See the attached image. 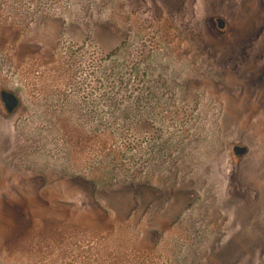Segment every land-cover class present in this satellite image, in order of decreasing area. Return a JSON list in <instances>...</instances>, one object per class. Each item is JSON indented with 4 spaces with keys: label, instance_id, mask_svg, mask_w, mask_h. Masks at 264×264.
<instances>
[{
    "label": "rangeland",
    "instance_id": "1",
    "mask_svg": "<svg viewBox=\"0 0 264 264\" xmlns=\"http://www.w3.org/2000/svg\"><path fill=\"white\" fill-rule=\"evenodd\" d=\"M0 264H264V0H0Z\"/></svg>",
    "mask_w": 264,
    "mask_h": 264
},
{
    "label": "flooded vegetation",
    "instance_id": "2",
    "mask_svg": "<svg viewBox=\"0 0 264 264\" xmlns=\"http://www.w3.org/2000/svg\"><path fill=\"white\" fill-rule=\"evenodd\" d=\"M1 99L4 104H6L7 108L10 109L13 104H15V97L7 92L1 93Z\"/></svg>",
    "mask_w": 264,
    "mask_h": 264
}]
</instances>
